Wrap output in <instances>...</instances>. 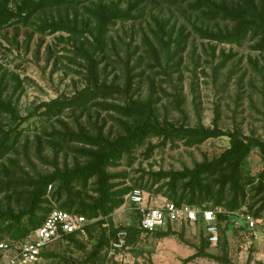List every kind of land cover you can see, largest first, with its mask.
<instances>
[{
    "label": "rangeland",
    "instance_id": "374dc122",
    "mask_svg": "<svg viewBox=\"0 0 264 264\" xmlns=\"http://www.w3.org/2000/svg\"><path fill=\"white\" fill-rule=\"evenodd\" d=\"M96 1L85 2L81 7L49 8L39 12L29 26L15 24L0 31V83L4 96L11 98L22 114L25 115L42 101L60 94L72 95L87 85L88 64L75 48H93L94 37L90 31L93 19L85 7H90ZM102 1H114L122 9L128 4V0ZM214 1L235 6L238 0ZM133 14L138 18L120 20L111 28L108 49L104 54L97 55V59H102L99 65L102 79L123 84L130 71L134 76L136 97L145 99L154 91V96L159 98L157 109L161 121L188 126L202 122L209 127L217 123L224 131L239 128L247 137L264 140V52L255 48L258 38L248 37L242 45L205 38L197 29L231 30L234 23L222 19L210 20L201 11L191 10L187 4L148 2ZM154 17H158L163 24V31L159 35L170 45L171 55H167L156 40ZM44 20L67 22L82 32L40 33L35 25ZM180 35L185 36L181 45L184 48L176 51L175 39ZM150 43L155 46L157 54ZM224 60V66L220 67ZM104 101L123 103L120 96L101 100L100 103L104 104ZM119 119L123 117L115 111L94 106L84 112L78 110L75 114L66 111L44 127L38 122L29 124L30 129L24 132L18 152L9 155L22 167V170L19 167L12 170L11 177L24 180L28 176L51 172L54 160L60 167L71 166L76 159L83 160L78 153L83 143H61L54 136V132L65 130L66 125L76 129L80 123L91 134L101 129L105 135L114 138L122 132ZM227 146L226 136L209 139L194 147L150 138L134 150L131 159L124 157L119 166L110 170L122 172L125 176L117 180L124 183L119 187L131 186L149 171L193 167L196 162L220 156ZM5 163L11 165L9 161ZM243 169L246 175L256 178L248 186L249 191L259 181L264 182L260 177L264 163L256 151L245 161ZM92 189L93 186L88 192L90 195L94 194ZM4 194L1 195V205L10 203L19 207L18 196L4 197ZM144 196L149 205H162L167 199L162 194L147 190ZM249 203L244 207L248 208ZM134 216V204L127 197L125 204L103 223L102 228L132 224ZM173 228L176 234L164 238L153 233H141L118 264H247L250 257L251 264H254V260L264 262V245L250 242L244 234L233 230L226 232L229 263L210 257L186 261L200 247V224L183 226L177 223L173 224ZM91 232L93 237H98L101 228L92 227ZM221 237L220 232L218 246L208 247L210 253L223 254ZM77 239L79 243L66 239L54 243L49 250L53 253L49 258L51 264H90L85 261L93 238L85 233L78 235ZM3 260L0 259V262Z\"/></svg>",
    "mask_w": 264,
    "mask_h": 264
},
{
    "label": "trees",
    "instance_id": "16d2710c",
    "mask_svg": "<svg viewBox=\"0 0 264 264\" xmlns=\"http://www.w3.org/2000/svg\"><path fill=\"white\" fill-rule=\"evenodd\" d=\"M88 1L90 0H0V31L15 24L29 26L31 20L46 9L81 7ZM148 2L187 4L191 10L201 11L210 20L231 21L234 23L231 30L214 31L199 28L197 32L205 38L236 45H242L248 37L258 38L255 48L264 52V0H238L235 6L219 4L214 0H128L125 9L114 1L107 3L98 0L91 3L90 7H85L93 19L90 31L94 37V45L92 50L75 48L88 64L85 87L72 95L60 94L53 99L42 101L24 115L11 98L4 96L3 86L0 83V199L5 193L4 197L16 195L20 200L18 208L10 203L5 206L0 203V243L22 241L44 223L52 210L60 209L84 215L91 220L86 226V233L93 238V245L86 263L118 264L116 261H107L106 251L111 241L116 238L117 231L125 225L110 229L102 228V225L125 204L129 193L136 188L162 194L177 204L188 203L205 207L219 205L227 211L245 208L244 205L250 201L248 208L245 209L254 217H264V182L259 181L250 190L252 191L250 194L248 186L256 178L246 175L243 169L245 161L254 151L264 163V140L247 137L239 128L224 131L217 123L209 127L202 122L188 126L184 123L176 125L166 120L161 121L157 109L159 98L154 96V91L145 99L136 97L134 76L130 71L127 72L123 84L101 78L99 65L102 59H97V55L104 54L108 49L111 28L120 20L137 19L138 15H134L133 12ZM153 22L157 27L155 32L157 42L167 55H171L170 45L162 35H159L163 31V24L158 17H154ZM35 28L44 34H54L59 31L78 34L82 32L63 21L44 20L41 24L35 25ZM169 37L171 38V35ZM183 37L185 36L180 35L175 39L176 51L183 50L184 47H181L184 42ZM149 45L157 54L155 46L151 43ZM224 64L225 60L220 67ZM118 96L122 98V104L106 103V101L104 104L100 103L101 100ZM94 106L121 115L123 119H119L118 122L122 132L111 138L101 129H98L96 134H91L80 123L77 124L76 129L66 125L65 130L54 132V136L61 143H83L84 146L78 149L83 160L76 159L73 165L63 167L54 160L52 161L54 169L51 172L28 176L24 180L11 177L12 170L17 167L22 170V167L9 155L18 152L24 132L30 129L29 124L38 122L44 127L46 123L60 118L66 111L75 114L78 110L84 112ZM224 136L228 137V146L220 156L196 162L193 167H185L181 170L149 171L141 175L131 186L119 187L124 183H118L117 180L125 176L122 172L110 170L119 166L124 157L131 159L134 150L144 145L150 138H159L163 143L181 142L185 146L194 147L209 139ZM39 158L45 161L41 155ZM5 161H9L11 167ZM260 177L264 179V170L260 173ZM91 186L94 193L92 195L88 193ZM218 222L222 235L223 254L217 255L208 251L209 242L205 236L204 225L200 224V247L186 261L196 257H210L223 263L230 262L226 251V232L233 230L242 235L245 228L235 229L232 217L226 213L218 215ZM139 224L140 216L135 211L133 223L127 227L128 242L131 245L136 243L141 233L148 232L140 228ZM166 224V229L164 226L162 229L148 233L160 238L176 234L173 224L169 221ZM97 226L101 228V232L98 237H93L91 228ZM78 235H67L64 239L79 243ZM52 255L50 251L44 252V256L48 259ZM5 256L6 253L0 251V259ZM251 263L252 257L247 264ZM254 264H264V262L254 260Z\"/></svg>",
    "mask_w": 264,
    "mask_h": 264
},
{
    "label": "built area",
    "instance_id": "2783aa9c",
    "mask_svg": "<svg viewBox=\"0 0 264 264\" xmlns=\"http://www.w3.org/2000/svg\"><path fill=\"white\" fill-rule=\"evenodd\" d=\"M128 197L134 204V210L139 213V227L145 231L162 229L167 221L181 225L203 224L209 247H217L220 241L218 215L226 213L232 217L235 229L245 228L242 233L250 242L264 245V217H254L245 208L227 211L219 205L205 207L188 203L177 204L169 199L162 205H149L145 201L144 191L139 188L132 190ZM90 222L84 215L54 209L44 223L22 241L0 243V251L6 253L1 264H51L44 252L49 251L54 243L63 240L67 235L85 234L86 226ZM129 225L127 223L117 231L116 238L107 248V261L121 263L123 255L130 250L127 229Z\"/></svg>",
    "mask_w": 264,
    "mask_h": 264
}]
</instances>
